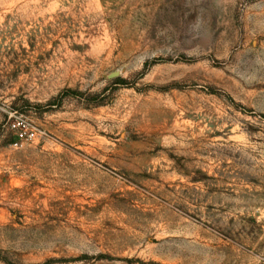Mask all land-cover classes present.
Instances as JSON below:
<instances>
[{"label": "rangeland", "instance_id": "rangeland-1", "mask_svg": "<svg viewBox=\"0 0 264 264\" xmlns=\"http://www.w3.org/2000/svg\"><path fill=\"white\" fill-rule=\"evenodd\" d=\"M0 264H264V0H0Z\"/></svg>", "mask_w": 264, "mask_h": 264}, {"label": "built area", "instance_id": "built-area-1", "mask_svg": "<svg viewBox=\"0 0 264 264\" xmlns=\"http://www.w3.org/2000/svg\"><path fill=\"white\" fill-rule=\"evenodd\" d=\"M16 136L19 137L20 139H23V138L32 139L34 137V132L29 129L18 130V132L16 133Z\"/></svg>", "mask_w": 264, "mask_h": 264}]
</instances>
